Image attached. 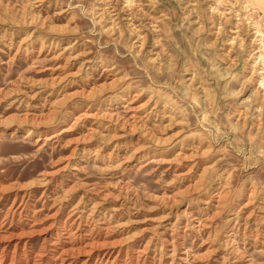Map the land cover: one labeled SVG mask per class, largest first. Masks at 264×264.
I'll return each instance as SVG.
<instances>
[{"label": "rangeland", "instance_id": "obj_1", "mask_svg": "<svg viewBox=\"0 0 264 264\" xmlns=\"http://www.w3.org/2000/svg\"><path fill=\"white\" fill-rule=\"evenodd\" d=\"M263 216L264 0H0V264H264Z\"/></svg>", "mask_w": 264, "mask_h": 264}, {"label": "bare ground", "instance_id": "obj_2", "mask_svg": "<svg viewBox=\"0 0 264 264\" xmlns=\"http://www.w3.org/2000/svg\"><path fill=\"white\" fill-rule=\"evenodd\" d=\"M128 2V1H127ZM126 2V3H127ZM190 2V1H189ZM118 3V2H117ZM116 3V4H117ZM132 3V2H130ZM217 3V2H216ZM119 5V4H118ZM128 5V4H127ZM114 6V5H113ZM218 6V4H217ZM120 7V6H118ZM240 7V6H239ZM126 8V7H125ZM219 8V7H218ZM235 9V8H234ZM158 10V9H157ZM122 11V10H121ZM130 12V11H129ZM208 13H209V18H210V21L213 19V15H218L220 17H224L225 14L224 12H220L219 9L217 8H213L211 7V5L209 6V9H208ZM214 13V14H213ZM226 16L224 19V22L221 24V26H218L217 28V31H215V33H223V31H225V33H241L242 32V27L243 25L241 24V22L239 23L237 19V17H235L236 15H234V13L232 11H229V12H226ZM130 16V15H129ZM216 19V18H215ZM217 20V19H216ZM233 20H236L237 22L236 23H233ZM240 21V20H239ZM132 22V21H131ZM157 22V21H156ZM235 22V21H234ZM130 23V22H129ZM217 23V22H216ZM251 24L250 27H249V30H246L247 33H257L255 37L257 36H260L259 33V30H258V27L255 25V23H249ZM133 25V24H132ZM248 24H246L247 26ZM144 26V25H143ZM104 27V26H103ZM216 28V27H215ZM226 28V29H225ZM228 28V29H227ZM113 30V29H112ZM129 30V28H128ZM132 30V29H131ZM138 30V29H137ZM198 31V30H197ZM254 34V35H255ZM138 34L136 33V36ZM236 35V34H235ZM239 36V35H238ZM253 36V35H252ZM143 37V36H142ZM231 37V36H230ZM230 39V38H229ZM231 42V41H230ZM232 43V42H231ZM241 43V42H240ZM133 45V44H132ZM223 69V68H222ZM253 71V70H252ZM262 72V71H261ZM261 75V74H260ZM260 77V76H259ZM193 78V77H192ZM261 79V78H260ZM254 109V108H253ZM253 115V114H252ZM252 117V116H251ZM264 217V216H263Z\"/></svg>", "mask_w": 264, "mask_h": 264}]
</instances>
